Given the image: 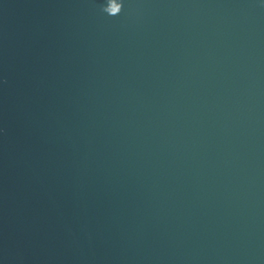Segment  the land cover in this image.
Segmentation results:
<instances>
[{"label": "water", "instance_id": "water-1", "mask_svg": "<svg viewBox=\"0 0 264 264\" xmlns=\"http://www.w3.org/2000/svg\"><path fill=\"white\" fill-rule=\"evenodd\" d=\"M0 264H264V0H0Z\"/></svg>", "mask_w": 264, "mask_h": 264}]
</instances>
